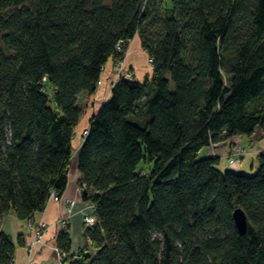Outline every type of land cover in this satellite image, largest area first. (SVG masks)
Returning <instances> with one entry per match:
<instances>
[{"label": "trees", "instance_id": "trees-1", "mask_svg": "<svg viewBox=\"0 0 264 264\" xmlns=\"http://www.w3.org/2000/svg\"><path fill=\"white\" fill-rule=\"evenodd\" d=\"M133 38L150 76L117 79L82 137L79 99ZM77 135L95 224L75 259L60 231L66 264H264V152L250 175L199 157L264 137V0H0V224L60 199ZM22 245L0 230V264Z\"/></svg>", "mask_w": 264, "mask_h": 264}, {"label": "crops", "instance_id": "crops-1", "mask_svg": "<svg viewBox=\"0 0 264 264\" xmlns=\"http://www.w3.org/2000/svg\"><path fill=\"white\" fill-rule=\"evenodd\" d=\"M146 58V54L140 48L138 38H133L128 45L123 60L127 67L133 69L135 80L138 82L143 81L144 78L149 77L151 74V68L149 70L145 64ZM113 66L114 64L111 62L105 65L104 71L100 76L101 83L96 93L88 99V103L89 101H93V110L86 109L88 114H85V121H87L93 111L97 110L110 97L111 87L116 82V79L113 77ZM85 127L86 124L78 127L77 133L81 132ZM234 139H238L240 146L246 150L244 156L239 157L241 158L239 165L228 167L223 158L229 155V146L231 147ZM82 142L83 140L80 139L79 135L72 140V147L74 149L75 146V149L68 170L67 185L60 200H49L44 210L35 213L31 218L33 222H42L46 226L43 234L45 247H35L29 253L27 247L31 242V236L26 222L18 221L13 214L7 215L1 221L0 230L5 235L9 236L13 242H16L17 238H20L23 242L22 246H16L15 248L13 264H58L53 249L56 247L57 236L60 233L59 222L64 217L68 218L69 239L71 242L69 254L73 255L83 250L84 246H87V253L89 255L92 254L89 243L83 240L84 228L82 223V218L84 214L90 212L91 205L81 200L77 187L79 173L77 171L76 155ZM203 152L205 157L219 159V169L221 171L230 170L250 175L256 167V157L264 152V137L247 138L236 136L229 141L210 145ZM68 202H72V205Z\"/></svg>", "mask_w": 264, "mask_h": 264}, {"label": "built area", "instance_id": "built-area-1", "mask_svg": "<svg viewBox=\"0 0 264 264\" xmlns=\"http://www.w3.org/2000/svg\"><path fill=\"white\" fill-rule=\"evenodd\" d=\"M147 63L150 66L151 59H147ZM114 72H115L114 76H115L116 80L119 78L120 79H127V80L133 79V74L128 69V67L125 68L123 61L116 63ZM86 134H87V129H85L81 132L82 137L86 136ZM244 151L245 150L240 145L232 148L231 149L232 154L230 153L231 157H228L227 162L233 163L234 157L237 158V157L243 155V153L245 154ZM50 200L59 201L60 199L55 194L51 193ZM68 203L70 205H72V202H68ZM82 223H83L84 229H91L94 226L95 220H94V217L92 214V206L90 208V212L84 214V216L82 218ZM26 225L28 227V230H29L30 236H31V242H30L29 246L27 247V251L29 253H31L35 247H40V248L45 247L46 244L43 241V234H44V231L46 229L45 224L42 222H36L35 223L32 221V219H29L26 221ZM59 228H60V231H64L65 233L69 232L68 218L67 217H64L60 220ZM53 250L55 253L57 263L58 264H66L65 260H66L67 255L64 252L59 251L56 247ZM75 258H76L75 254H73L72 259H75Z\"/></svg>", "mask_w": 264, "mask_h": 264}, {"label": "rangeland", "instance_id": "rangeland-1", "mask_svg": "<svg viewBox=\"0 0 264 264\" xmlns=\"http://www.w3.org/2000/svg\"><path fill=\"white\" fill-rule=\"evenodd\" d=\"M124 57H125V55H124ZM124 59V58H123ZM123 61V63H124V60H122ZM145 64H146V67L150 70V67H149V65H147V63H146V61H145ZM115 65H116V63L114 64V67H113V70L115 69ZM124 65H125V68L127 67V65L124 63ZM128 69L131 71V73L133 74V76H134V73H133V69H131V68H129L128 67ZM114 74H115V72H113V77L115 78V76H114ZM79 106H80V108L84 111V110H86V109H88V108H86L87 107V101L85 100V98H80L79 99ZM85 112V111H84ZM85 124V120H84V118H83V116L81 117V119L79 120V123H78V127H81V126H83ZM81 132H79V135H81L80 134ZM80 137V136H79ZM240 142H239V140L238 139H234V141H232V144H231V147L229 146V155L228 156H226V157H224L223 158V160L226 162V165L228 166V167H232V166H235V165H239L240 164V162H241V158H239V157H241V156H239V157H237V158H235L234 157V161H233V163H228L227 162V159H228V157H231V155H230V153H231V149L232 148H234V147H236V146H239L240 144H239ZM74 149H75V146H74ZM246 150V149H245ZM245 152V151H244ZM232 154V153H231ZM204 156V152H202V153H200V156L199 157H203ZM243 156H244V153H243ZM79 192H80V190H79Z\"/></svg>", "mask_w": 264, "mask_h": 264}, {"label": "water", "instance_id": "water-1", "mask_svg": "<svg viewBox=\"0 0 264 264\" xmlns=\"http://www.w3.org/2000/svg\"><path fill=\"white\" fill-rule=\"evenodd\" d=\"M232 220L237 232L240 235H243L246 227V219H245V215L240 209H235L232 212Z\"/></svg>", "mask_w": 264, "mask_h": 264}]
</instances>
